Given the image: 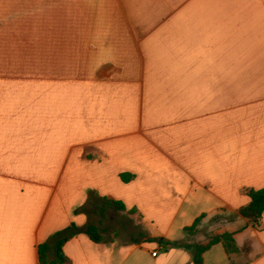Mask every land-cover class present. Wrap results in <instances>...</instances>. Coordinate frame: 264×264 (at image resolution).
Returning <instances> with one entry per match:
<instances>
[{"label": "crops", "instance_id": "0c3cea01", "mask_svg": "<svg viewBox=\"0 0 264 264\" xmlns=\"http://www.w3.org/2000/svg\"><path fill=\"white\" fill-rule=\"evenodd\" d=\"M262 187L264 0H0V264L111 211L139 238L79 232L70 264H193L224 232L202 264H264Z\"/></svg>", "mask_w": 264, "mask_h": 264}, {"label": "trees", "instance_id": "16d2710c", "mask_svg": "<svg viewBox=\"0 0 264 264\" xmlns=\"http://www.w3.org/2000/svg\"><path fill=\"white\" fill-rule=\"evenodd\" d=\"M120 178L123 182H127L132 178V174L121 173ZM243 192L249 197L250 200L248 204L240 207L238 209V212L241 215L250 218L252 221H255L261 216L262 212L264 211V187L258 189L246 188L243 189ZM91 196H95V198L101 200V204L95 202L93 203L92 201V204L100 210H104L105 206H111L116 210H125L124 204L119 200L108 199L107 197H99L96 193L90 191L88 193V201H90L89 198ZM129 212L133 211L129 210ZM198 221L199 218L196 219L192 225L187 227L186 230L193 231ZM79 232L86 233V235L95 243H98L101 240L99 230L94 224H88L85 228L82 229L77 227L72 222L64 229L52 233L46 241L38 245V263L70 264L68 257L62 251V246L65 241H67L72 236L78 234ZM216 242H221L223 248L228 254L238 252V247L236 246L232 233L224 232L211 237L206 242L194 244L192 253V263L202 264V253ZM173 244L182 245L185 248H188V245L179 242H175Z\"/></svg>", "mask_w": 264, "mask_h": 264}, {"label": "rangeland", "instance_id": "374dc122", "mask_svg": "<svg viewBox=\"0 0 264 264\" xmlns=\"http://www.w3.org/2000/svg\"><path fill=\"white\" fill-rule=\"evenodd\" d=\"M98 216H92L91 221L97 223L100 228L101 240H116L130 242L139 238L142 226L136 213L122 214L111 211L107 216L96 222Z\"/></svg>", "mask_w": 264, "mask_h": 264}, {"label": "built area", "instance_id": "2783aa9c", "mask_svg": "<svg viewBox=\"0 0 264 264\" xmlns=\"http://www.w3.org/2000/svg\"><path fill=\"white\" fill-rule=\"evenodd\" d=\"M156 253V251H154Z\"/></svg>", "mask_w": 264, "mask_h": 264}]
</instances>
